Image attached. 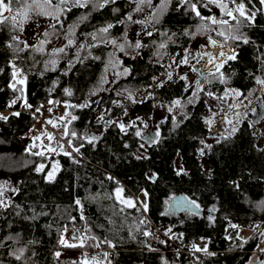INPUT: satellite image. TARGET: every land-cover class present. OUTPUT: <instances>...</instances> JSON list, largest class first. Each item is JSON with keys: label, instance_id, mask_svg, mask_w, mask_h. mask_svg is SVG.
<instances>
[{"label": "trees", "instance_id": "1", "mask_svg": "<svg viewBox=\"0 0 264 264\" xmlns=\"http://www.w3.org/2000/svg\"><path fill=\"white\" fill-rule=\"evenodd\" d=\"M230 1L231 16L226 0H159L150 31L130 40L138 0H82L62 7L60 20L29 45L17 38L20 26L1 8L0 112L6 119L0 118V178L15 186L0 204V264H83L64 254L79 248L82 230L95 244L115 248L109 264H192L174 251V243L194 250L203 264H245L264 235V226L246 239L239 234L264 217V135L258 121L264 118V84L257 82L264 80V6L261 0ZM203 33L236 53L205 73L200 88L170 61ZM59 38L65 39L55 48ZM16 73L24 83L14 80ZM226 86L238 88L242 100L263 91L236 131L209 134L208 93ZM137 93L143 97L134 99ZM61 102L62 115L37 111ZM161 109L166 113L156 120V137L137 135L143 120ZM255 109L258 118L252 117ZM129 110L135 117L121 129L114 118ZM99 111L105 119L96 116ZM65 115L59 132L66 140L75 138V152L57 138L45 143L50 133L43 121ZM38 123L44 128L40 150L27 138ZM53 160L59 166L49 180ZM140 191L146 193V209L136 198ZM176 195L202 212L170 210ZM144 212L172 242L142 222ZM257 258L264 264V253ZM101 259L89 264H105Z\"/></svg>", "mask_w": 264, "mask_h": 264}, {"label": "rangeland", "instance_id": "2", "mask_svg": "<svg viewBox=\"0 0 264 264\" xmlns=\"http://www.w3.org/2000/svg\"><path fill=\"white\" fill-rule=\"evenodd\" d=\"M81 1L82 0H52L51 4H47L45 0H28L24 3L17 4L15 7L8 6V9H5L3 13L8 15L10 18H12L15 21V23L20 26V31L17 34V38L22 40L24 44L29 45V44H33L37 40L39 34L43 31V29L60 20L62 14V7H70L75 3H80ZM138 1L140 5L131 16L132 25L127 33V37L130 40H135L144 33L150 31L151 29L150 25L152 23L151 12L159 0H138ZM226 1L229 3L231 8V13L233 14L235 7L234 4L230 0H226ZM262 3L264 6V2ZM212 19H214V17H211L210 19L211 22ZM65 38H59L53 46L55 48L60 46ZM209 38H213V37L207 35L206 33L194 36V38L189 42V44L186 47L175 52L172 60L170 61L171 68L178 73L185 74L187 76H191L196 79L197 72L196 70L191 69L190 60L191 58L196 57V54L198 52L206 50L207 40ZM185 60L187 62H184ZM218 67H215L213 70H218L219 69ZM14 80L22 81V77L20 76L19 73L15 74ZM262 91L263 88L260 87L259 90L253 93L251 97H247V99L244 100L240 98L239 89L234 86H226L222 91H215L208 93V102L211 106V113L206 116V120L210 126L209 134H213V135L230 134L237 125L242 115L245 114V112L249 108L254 107V103L256 102L257 97ZM142 97L143 94L137 93L136 95H134L133 98L141 99ZM94 99H96V95L91 96L88 100L92 101ZM59 104L62 108L59 107V105H55L52 106L53 108H51L50 111L46 110L43 104L39 107V112L43 117L44 115L50 112L54 114L62 115V112L64 111L65 103L61 102ZM165 113L166 112L164 109L155 110L148 120H143L141 126H139L136 129L137 133H139V136L146 138L148 141L149 140L152 141L156 137L158 132L156 127V120L158 117L165 115ZM175 114L176 113H174L173 116ZM258 114L259 111L255 109V111L252 112V117L258 118ZM5 115L6 112L4 111L0 112V116L4 117ZM96 116L105 119L106 115L102 114L101 111H99L96 113ZM64 117H66V115ZM134 117H135L134 113L129 110L123 116L115 117L114 120L118 123L121 129H124L128 124H130L131 120ZM210 119H212L213 121L210 122L209 121ZM258 121L262 135H264V118H260V120ZM121 125H123V128L121 127ZM43 131H44L43 126L41 125V123H38L33 128V130L29 134H27V138H29L32 141V144L36 146V148H32V149L40 150V139H41L40 137ZM58 166L59 164L57 160H53L51 162L50 169L47 172V178L49 173L55 174V172L58 169ZM176 167L178 170L182 169L179 160L176 161ZM14 186L15 185L9 179H7V177L0 178V204L6 203L10 195L14 192ZM136 198L141 205H145L146 203L145 191L138 192L136 194ZM241 229L245 230L249 235L250 232L252 233L253 227L241 228ZM260 230L261 229L259 228L258 231L260 232ZM261 239L262 241H264V235L262 236ZM150 246L151 247L154 246V241L153 243L150 244ZM70 251H65L64 254L71 256L76 260L81 261L83 264H89L94 259V258L92 259V257L85 255L80 248L73 249L71 252Z\"/></svg>", "mask_w": 264, "mask_h": 264}, {"label": "built area", "instance_id": "3", "mask_svg": "<svg viewBox=\"0 0 264 264\" xmlns=\"http://www.w3.org/2000/svg\"><path fill=\"white\" fill-rule=\"evenodd\" d=\"M230 49L236 53V49H234L232 46H230ZM66 122H67V118L64 116L59 118L57 121L53 123L43 121L45 127L48 129L50 133L51 138H57L68 150H70L71 152H75L74 147H73V142L75 141V138L71 137L66 140L60 135V132H59V130L62 128L63 125H65ZM49 141H50V138H47L45 143L48 144ZM115 179L118 182H122V179L117 176H115ZM142 222L145 224H149L153 229L157 231L159 236H161L163 239L169 240L170 242H172L169 236H167L162 229H159L155 224H153V222L150 220V218L145 212L142 217ZM263 226H264L263 218H259L258 220H256L254 224V228H253V234H257L259 228ZM78 237L80 241H83V244L80 243L79 248L82 250V252L85 255L91 256L94 258L100 257L102 258L105 264H109L110 256L115 249L111 244H108L105 246H100V245L95 244L92 238L84 230L78 233ZM151 243H153V239L149 240L148 242L149 246ZM174 245H175L174 251L176 253H183L184 255H186L191 260L192 264H203L202 257L199 254H197L194 250L182 248L178 246L176 243H174Z\"/></svg>", "mask_w": 264, "mask_h": 264}, {"label": "bare ground", "instance_id": "4", "mask_svg": "<svg viewBox=\"0 0 264 264\" xmlns=\"http://www.w3.org/2000/svg\"><path fill=\"white\" fill-rule=\"evenodd\" d=\"M213 38L207 40V48L205 51H200L196 57L191 58L190 67L201 73H208L215 67L220 66L227 58L234 56V51L228 45L219 43ZM210 122L213 120L210 119Z\"/></svg>", "mask_w": 264, "mask_h": 264}, {"label": "snow or ice", "instance_id": "5", "mask_svg": "<svg viewBox=\"0 0 264 264\" xmlns=\"http://www.w3.org/2000/svg\"><path fill=\"white\" fill-rule=\"evenodd\" d=\"M45 2L47 4H51L52 3V0H45ZM262 2H264V0H262ZM10 3H11V0H9V4ZM191 7L193 8V10H196V5L195 4L191 5ZM0 8L8 9V5H5L4 0H0ZM243 8H244V6H243V4H241L239 6V8L237 9L242 16L245 14L244 11H243ZM196 15L197 16L200 15L199 11H196ZM228 15L231 16L232 13L231 12H228ZM212 22L213 23H217V21L215 19H212ZM221 23H226V21H221ZM108 27L110 28V27H112V25H109ZM101 31H105L106 32L107 31V28L101 29ZM245 42H247V41H245ZM69 43H71V41ZM212 43H215V41H212ZM136 46L139 47L140 45L137 44ZM161 47H163V45H161ZM59 51H63V49H59ZM234 58H235L234 56L229 57V59H234ZM184 62H187V61L185 60ZM257 82L258 83H261V84H264V80H260L259 78L257 79ZM19 83H24V81H19ZM12 87L15 88V85H12ZM15 102H16L15 100L12 101V103H15ZM179 103H180L179 100L174 101V104H177L178 105ZM25 106L26 107H31L30 105H27V104H25ZM37 111H39V109H37ZM169 111H171V109H169ZM15 115H19V113H15ZM0 118L6 119V117H2V116H0ZM73 119H75V117H73ZM49 123H51V121H49ZM121 127L123 128V125H121ZM233 131H236V129H233ZM137 135H139V133H137ZM49 138L51 139V136ZM42 169H43V165H41L39 168H37V171H41ZM53 178H54V174L53 173H49L48 179L51 180ZM119 191L120 190H118V192ZM77 203H79V201H77ZM126 203H128L129 206H133L131 200L126 201ZM146 208H147V205H145V209ZM233 227H235V226H233ZM148 234L149 233H145V235H148ZM61 243H66V242L64 240H61ZM81 244H83V241H81ZM67 246H69V247H75L76 245H67ZM56 255L59 256V253H56Z\"/></svg>", "mask_w": 264, "mask_h": 264}, {"label": "water", "instance_id": "6", "mask_svg": "<svg viewBox=\"0 0 264 264\" xmlns=\"http://www.w3.org/2000/svg\"><path fill=\"white\" fill-rule=\"evenodd\" d=\"M220 66L218 68H220ZM204 74L205 73L197 72L196 83L198 87L200 88H201V77ZM168 208L175 212H181V211H190V212H196V213L202 212L201 209H199L192 201H190L183 195L173 196L168 202Z\"/></svg>", "mask_w": 264, "mask_h": 264}, {"label": "crops", "instance_id": "7", "mask_svg": "<svg viewBox=\"0 0 264 264\" xmlns=\"http://www.w3.org/2000/svg\"><path fill=\"white\" fill-rule=\"evenodd\" d=\"M252 233H253V230H252ZM252 233L250 232V234L248 235L247 232L245 230H242V229H240V232H239L240 236L243 239L248 238ZM68 251H70V250H68ZM250 252H251V254L248 257V259L245 261V264H261V262L259 263L257 261L258 260L257 256L264 253V241L261 240V242L258 244V247L254 250H251Z\"/></svg>", "mask_w": 264, "mask_h": 264}]
</instances>
